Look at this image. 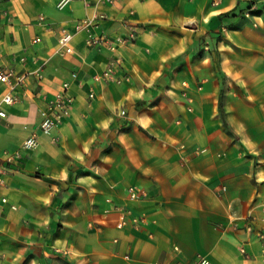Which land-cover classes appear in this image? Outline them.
Returning a JSON list of instances; mask_svg holds the SVG:
<instances>
[{
	"label": "crops",
	"instance_id": "crops-1",
	"mask_svg": "<svg viewBox=\"0 0 264 264\" xmlns=\"http://www.w3.org/2000/svg\"><path fill=\"white\" fill-rule=\"evenodd\" d=\"M60 1L0 0V74L14 72L0 81V157L22 155L0 181V264H264V90L245 111L204 88L193 105L174 98L216 75L191 69V48L262 27L264 0ZM96 14L98 34L136 40L93 48L76 26ZM113 58L131 84L96 81ZM66 85L70 115L44 131Z\"/></svg>",
	"mask_w": 264,
	"mask_h": 264
},
{
	"label": "rangeland",
	"instance_id": "rangeland-1",
	"mask_svg": "<svg viewBox=\"0 0 264 264\" xmlns=\"http://www.w3.org/2000/svg\"><path fill=\"white\" fill-rule=\"evenodd\" d=\"M243 27L242 32L218 37L212 36L210 31L203 35L199 45L191 48V69L216 70V75L181 82L183 89L174 95L177 103L193 105L192 98H197L196 89L202 91V88L206 92L220 94L228 107L235 101H241V111H245L247 98L257 100L256 94L264 90V25ZM126 82L132 83L130 80Z\"/></svg>",
	"mask_w": 264,
	"mask_h": 264
},
{
	"label": "built area",
	"instance_id": "built-area-1",
	"mask_svg": "<svg viewBox=\"0 0 264 264\" xmlns=\"http://www.w3.org/2000/svg\"><path fill=\"white\" fill-rule=\"evenodd\" d=\"M74 0H61L58 7L60 9H64L68 5H70ZM115 1V0H110ZM41 20L43 21L44 18L42 17ZM106 20V15L96 14L91 18H87L81 20L77 23L76 32H83L86 31L88 33V42L93 48H101V47H110L112 50L116 51L117 46H124L127 43H133L137 38V31L132 30L131 34L128 37H116L113 38L107 35H100L96 32V29L99 28L100 23ZM74 39V34L67 31H61V38L60 44L63 49L64 54H71L73 53L72 41ZM40 41L37 39L36 42ZM120 67V61L116 58H113L110 63L109 67L100 75L95 77L97 82L109 84H122L123 81L128 79L127 75L125 77H120L118 75V69ZM14 75L13 70H10L8 73L0 74V81L7 82L9 81L10 77ZM73 78H78L76 73L73 74ZM20 80H23L24 77H20ZM68 85H66L65 90L58 95L55 102L52 103L50 110L44 113L45 121L42 125L44 131H51L55 128L59 123L62 122L64 118L70 115L72 106L74 104V98L69 95L68 93ZM93 97V95H91ZM16 102V97L12 94L7 95L4 100L3 104L5 105H12ZM126 113L123 111L122 115ZM0 116L7 117V113L3 108H0ZM38 144L37 138L35 136L29 138L25 144V149H33ZM22 158L20 152H16L13 154H7L5 157H0V181L2 180V176L7 173L12 166L16 165ZM129 198L134 201H139L146 199L147 192L137 186H131L129 188ZM121 221L118 225L119 228H124L130 221L128 218V214L125 211L120 212ZM244 251V250H243ZM196 264H210L204 257H199V260Z\"/></svg>",
	"mask_w": 264,
	"mask_h": 264
},
{
	"label": "trees",
	"instance_id": "trees-1",
	"mask_svg": "<svg viewBox=\"0 0 264 264\" xmlns=\"http://www.w3.org/2000/svg\"><path fill=\"white\" fill-rule=\"evenodd\" d=\"M222 113H223V110H222ZM225 115V114H224Z\"/></svg>",
	"mask_w": 264,
	"mask_h": 264
}]
</instances>
